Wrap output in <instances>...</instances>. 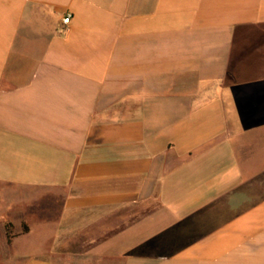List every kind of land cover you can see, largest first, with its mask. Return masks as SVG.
Wrapping results in <instances>:
<instances>
[{
    "label": "crops",
    "instance_id": "obj_1",
    "mask_svg": "<svg viewBox=\"0 0 264 264\" xmlns=\"http://www.w3.org/2000/svg\"><path fill=\"white\" fill-rule=\"evenodd\" d=\"M0 264H264V0H0Z\"/></svg>",
    "mask_w": 264,
    "mask_h": 264
},
{
    "label": "trees",
    "instance_id": "obj_2",
    "mask_svg": "<svg viewBox=\"0 0 264 264\" xmlns=\"http://www.w3.org/2000/svg\"><path fill=\"white\" fill-rule=\"evenodd\" d=\"M27 228L24 229L26 232ZM6 233H7V239L8 242H11L12 239L15 237V234L13 233V226L10 223L6 224Z\"/></svg>",
    "mask_w": 264,
    "mask_h": 264
},
{
    "label": "built area",
    "instance_id": "obj_3",
    "mask_svg": "<svg viewBox=\"0 0 264 264\" xmlns=\"http://www.w3.org/2000/svg\"><path fill=\"white\" fill-rule=\"evenodd\" d=\"M71 20V14H67L62 18V24L64 26H68V24L70 23Z\"/></svg>",
    "mask_w": 264,
    "mask_h": 264
}]
</instances>
